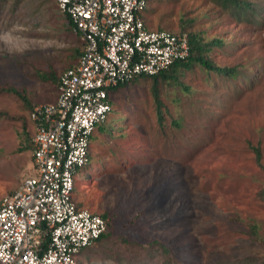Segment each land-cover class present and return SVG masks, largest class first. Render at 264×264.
Listing matches in <instances>:
<instances>
[{
    "label": "rangeland",
    "instance_id": "rangeland-1",
    "mask_svg": "<svg viewBox=\"0 0 264 264\" xmlns=\"http://www.w3.org/2000/svg\"><path fill=\"white\" fill-rule=\"evenodd\" d=\"M245 1L244 11L216 0H150L149 29L186 27L209 44L208 59L233 72L196 63L160 81L161 118L150 79L111 93L110 135L95 131L93 167L85 182L75 178L77 202L107 213L110 225L79 264H264V246L249 234L256 226L264 239V0ZM63 15L54 0H0V199L35 173L31 148L23 150L33 137L29 111L4 89L33 105L56 98L44 76L59 77L81 48ZM152 241L160 249L134 246Z\"/></svg>",
    "mask_w": 264,
    "mask_h": 264
},
{
    "label": "built area",
    "instance_id": "built-area-1",
    "mask_svg": "<svg viewBox=\"0 0 264 264\" xmlns=\"http://www.w3.org/2000/svg\"><path fill=\"white\" fill-rule=\"evenodd\" d=\"M149 1L54 0L80 56L59 75L56 99L29 111L35 174L0 199V264H79L77 255L106 233V221L77 208L71 192L90 137L112 110L108 91L189 55L187 34L146 26Z\"/></svg>",
    "mask_w": 264,
    "mask_h": 264
},
{
    "label": "trees",
    "instance_id": "trees-1",
    "mask_svg": "<svg viewBox=\"0 0 264 264\" xmlns=\"http://www.w3.org/2000/svg\"><path fill=\"white\" fill-rule=\"evenodd\" d=\"M216 1L219 2V4L221 6H223V7L231 6V7H235L236 9L244 10V11L247 8L251 7L250 4L247 1H245V0H216ZM56 8H57V6H56ZM57 10H58V8H57ZM63 16H64L65 21H66V29L70 30L71 29V24L69 22V19H68V17L66 15H63ZM186 29H187L186 27L182 26V29H180V31L178 33H175V34H177V35H181L183 33L187 34L188 40H189V55H188V57L185 60H183V61L174 62L168 69H166V70H164V71H162V72H160V73H158V74H156L154 76H139V77L134 78L133 80H131L128 83H125L123 85H119L117 87H114V88L110 89L108 91L109 101H110L111 106H112V110H111L110 114L113 111L111 93H113L114 91L118 90L119 88L129 87V86H131V84L133 85L139 79H150L152 81L153 85L151 87V89H152L151 92H152V95L154 96V99L156 100V102L158 104L157 105V109H156V113H157V116L159 118H161L162 112L160 111V101L158 100V90H157V87H158V84H159L160 81H176L177 77H179V75L181 74V71L189 70L196 63L199 64L200 66H202L205 70L210 71V72H215L219 76L230 75L233 72V69L226 68V67H219V66L215 65L210 59H208V57H206V53L210 49L209 48V44L202 43L200 35L195 33V32L187 31V33H186L185 32ZM167 31H169V30H167ZM170 32H172V31H170ZM172 33H174V32H172ZM211 44H213V45H221V44H223V41L220 38L219 39H214V40L211 41ZM76 55H77L76 59H78L79 56H80V51H77ZM73 65L68 66L67 68H70ZM44 78L47 79V80L53 81L54 85H56V91H57V84H58L59 77H55L54 74H49V75L47 74V75L44 76ZM4 92L10 93V94L14 95L15 97H17L18 100H20L22 102V104L24 105V108L26 110H28V111H30L35 106L28 100V98H26L22 94V92H18L17 90H15L13 88L4 89ZM110 114L108 115V117L106 118V120L103 123H100V124H98L95 127V130H94L93 134L90 137V146H89V151H88V163L84 167L80 168L77 171V174L75 176V178H76L80 173H82L83 182L86 181V179L88 177V173L90 172V168L93 167V164H94L92 161L94 160V158H96L95 154H93L91 152V150H90L91 143L95 139L94 138V133H95V131H97V132H99V134L101 136L104 135L105 137L110 135V132H111V129H112L111 128V124H110L111 122L107 121L109 116H110ZM0 116H5V114L0 112ZM104 142H106V140H104V141H102L100 143H104ZM29 148H31V150L33 148L32 139H31L30 146L29 147H23V150H27ZM252 151L255 154V158H256L257 164L259 166H261V164H260L261 154H260L259 148H253L252 147ZM96 155H97V153H96ZM100 164H102V163H99V165ZM75 178H74L73 189H72V192H71V197L74 200L76 207L81 209V208H84L83 205H82V202H80V201L77 202V200L75 199L76 198V194H77V191H76L77 189H76V185H75V181H76ZM262 195L264 196V189L262 190ZM94 214H96V213H94ZM98 215L100 217H102L106 221L107 229H108V226L110 225V219H108V217H109L108 214L107 213H103V214H98ZM106 232H107V230H106ZM105 234L106 233H104L102 236H100L99 239H97L95 243L100 242L104 238ZM249 234H250L251 240L259 242V244L264 246V239H262V238H260L258 236L257 227L256 226L250 227ZM120 241L126 247H132L133 246L132 243H130L129 241H127L125 239H120ZM134 246L136 247V249H140L142 251H146L147 253H150L151 249H155V250L160 249L158 241L149 242L148 243V247H147L148 249L144 248L140 244H135ZM163 252H164V250H163ZM263 261H264V259H263Z\"/></svg>",
    "mask_w": 264,
    "mask_h": 264
},
{
    "label": "crops",
    "instance_id": "crops-1",
    "mask_svg": "<svg viewBox=\"0 0 264 264\" xmlns=\"http://www.w3.org/2000/svg\"><path fill=\"white\" fill-rule=\"evenodd\" d=\"M149 3H150V1H149ZM149 3H148V5H149ZM147 8H148V7H147ZM146 16H147V13H145V15H144V21H145V23H146ZM77 61H78V59H76L75 64L77 63ZM75 64H74V65H75ZM56 96H57V95H56ZM55 99H56V98H54L53 101H54ZM53 101H52V102H53ZM34 174H35V173H34ZM34 174H29V175H27V176L34 175ZM27 176H25V177H27ZM25 177H24V178H25ZM10 193H11V192H10Z\"/></svg>",
    "mask_w": 264,
    "mask_h": 264
}]
</instances>
